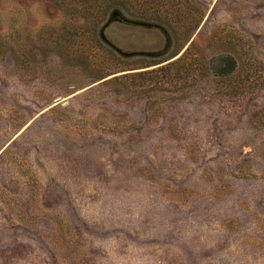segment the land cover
Listing matches in <instances>:
<instances>
[{
    "label": "rangeland",
    "instance_id": "1",
    "mask_svg": "<svg viewBox=\"0 0 264 264\" xmlns=\"http://www.w3.org/2000/svg\"><path fill=\"white\" fill-rule=\"evenodd\" d=\"M98 7L0 0V264H264V0Z\"/></svg>",
    "mask_w": 264,
    "mask_h": 264
},
{
    "label": "trees",
    "instance_id": "2",
    "mask_svg": "<svg viewBox=\"0 0 264 264\" xmlns=\"http://www.w3.org/2000/svg\"><path fill=\"white\" fill-rule=\"evenodd\" d=\"M71 1H73V0H69V2H71ZM80 2H83V3H85L86 4V0H80ZM96 2H97V5L99 6L98 8H97V14L95 15V17H97V18H101V15H102V12H101V10H100V7H101V4H102V2H103V0H96ZM174 56H176V55H174ZM173 58V57H172ZM177 60V59H176ZM176 60H174V61H172V62H169V63H167V64H165V66L163 65V66H160V67H158L157 69L158 70H165V69H167L169 66H173V65H175L176 64ZM152 72H156V70L155 69H152L151 70V72H149V73H152ZM144 74H146L145 72H143ZM144 74H139V75H144ZM115 78V77H114Z\"/></svg>",
    "mask_w": 264,
    "mask_h": 264
},
{
    "label": "water",
    "instance_id": "3",
    "mask_svg": "<svg viewBox=\"0 0 264 264\" xmlns=\"http://www.w3.org/2000/svg\"><path fill=\"white\" fill-rule=\"evenodd\" d=\"M114 20H119V19H116L115 16H114L113 18H111V19L109 20V23L113 22ZM109 23H108L107 25H109ZM100 34H101V37H102L105 41H107V38L105 37L103 30H101V33H100ZM107 42H108V41H107Z\"/></svg>",
    "mask_w": 264,
    "mask_h": 264
}]
</instances>
